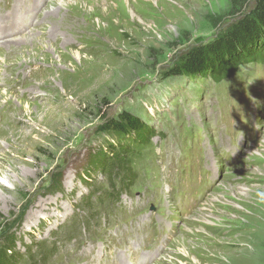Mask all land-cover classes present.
I'll use <instances>...</instances> for the list:
<instances>
[{
	"label": "rangeland",
	"instance_id": "rangeland-1",
	"mask_svg": "<svg viewBox=\"0 0 264 264\" xmlns=\"http://www.w3.org/2000/svg\"><path fill=\"white\" fill-rule=\"evenodd\" d=\"M254 2L0 0L12 264H264V60L217 81L170 73ZM121 113L155 133L125 157L128 183L95 160Z\"/></svg>",
	"mask_w": 264,
	"mask_h": 264
},
{
	"label": "trees",
	"instance_id": "trees-1",
	"mask_svg": "<svg viewBox=\"0 0 264 264\" xmlns=\"http://www.w3.org/2000/svg\"><path fill=\"white\" fill-rule=\"evenodd\" d=\"M254 60H264V0H255L250 12L222 35L216 44L199 47L192 54L183 57L178 65L171 68L170 73L193 75L198 70L201 73L209 71L212 80L217 81L231 77L240 65ZM101 130L119 136L116 137L115 144L108 146V151L100 152L95 158L98 159V171L111 180L118 177L121 182L128 183L133 174L130 161H125V157L137 149V144L147 145L154 136V131L127 113H121L117 120L105 118ZM126 136H132L130 144L122 142ZM59 179L60 175L49 186L55 193L58 191ZM89 194L85 199L90 198ZM86 202L87 200L84 203ZM6 242L8 250H1L0 264H12L14 257L16 241L9 236Z\"/></svg>",
	"mask_w": 264,
	"mask_h": 264
},
{
	"label": "bare ground",
	"instance_id": "bare-ground-1",
	"mask_svg": "<svg viewBox=\"0 0 264 264\" xmlns=\"http://www.w3.org/2000/svg\"><path fill=\"white\" fill-rule=\"evenodd\" d=\"M58 1H60V0H58ZM36 5H37V4H36ZM48 76H49V75H48ZM51 77H52V76H51ZM192 214H193V213H192ZM190 217H191V216H190ZM190 217H189V218H190ZM187 219H188V218H187Z\"/></svg>",
	"mask_w": 264,
	"mask_h": 264
}]
</instances>
